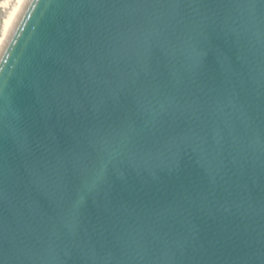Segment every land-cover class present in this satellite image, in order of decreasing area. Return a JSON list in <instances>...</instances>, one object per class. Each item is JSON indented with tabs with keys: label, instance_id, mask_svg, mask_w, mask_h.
Returning <instances> with one entry per match:
<instances>
[{
	"label": "water",
	"instance_id": "1",
	"mask_svg": "<svg viewBox=\"0 0 264 264\" xmlns=\"http://www.w3.org/2000/svg\"><path fill=\"white\" fill-rule=\"evenodd\" d=\"M0 264H264V0H27Z\"/></svg>",
	"mask_w": 264,
	"mask_h": 264
},
{
	"label": "bare ground",
	"instance_id": "2",
	"mask_svg": "<svg viewBox=\"0 0 264 264\" xmlns=\"http://www.w3.org/2000/svg\"><path fill=\"white\" fill-rule=\"evenodd\" d=\"M27 0H1L0 9H4V21L0 24L1 34H0V51L14 26L22 8L24 7ZM3 11V10H2ZM1 22V21H0Z\"/></svg>",
	"mask_w": 264,
	"mask_h": 264
},
{
	"label": "rangeland",
	"instance_id": "3",
	"mask_svg": "<svg viewBox=\"0 0 264 264\" xmlns=\"http://www.w3.org/2000/svg\"><path fill=\"white\" fill-rule=\"evenodd\" d=\"M1 1V0H0ZM3 10V11H2ZM2 10L0 9V24H2L3 23V21H4V19H5V13H4V9L2 8ZM0 34H1V27H0Z\"/></svg>",
	"mask_w": 264,
	"mask_h": 264
}]
</instances>
